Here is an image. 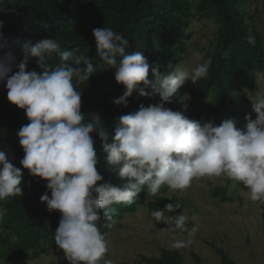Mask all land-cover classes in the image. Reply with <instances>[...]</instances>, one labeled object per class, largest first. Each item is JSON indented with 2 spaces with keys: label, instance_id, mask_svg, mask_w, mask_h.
Masks as SVG:
<instances>
[{
  "label": "clouds",
  "instance_id": "obj_1",
  "mask_svg": "<svg viewBox=\"0 0 264 264\" xmlns=\"http://www.w3.org/2000/svg\"><path fill=\"white\" fill-rule=\"evenodd\" d=\"M93 36L105 71L113 70L116 82L126 89L114 99L115 105L127 107L128 98L138 88L140 96H159L161 100L120 116L111 137L98 113L82 112V91L77 87L89 82L97 71L88 56L62 50L51 38L24 42L18 63L13 50L0 56V84L7 89L8 101L24 110L29 121L17 132L24 152L20 164L30 175L47 181L48 191L40 200L49 212L61 214L54 241L69 264H113L106 258L108 243L98 226L101 213L112 222L116 209L111 206H131L142 187L147 197H154L165 186L184 191L194 179L226 176L242 183L253 202H264V92L250 98L257 116L245 117L246 130L237 127L236 118L225 119L219 126L214 120H191L184 114L186 104L182 105L184 111H173L165 103L177 97L186 82L197 84L206 78L210 63L191 71L169 64L167 71H161L159 66H150L143 52L129 53L130 42L123 34L102 27L93 29ZM247 42L255 46V37L249 35ZM57 57L59 64L53 66ZM33 58L39 72L28 70ZM93 133L100 137L107 164L124 181L122 185L105 181L98 171ZM23 179L22 169L0 150V201L23 195ZM179 209V204L168 203L151 216L161 222L165 211ZM3 215L0 209V218ZM124 217H116L114 223ZM186 221L182 211L163 220L180 230H185Z\"/></svg>",
  "mask_w": 264,
  "mask_h": 264
},
{
  "label": "trees",
  "instance_id": "obj_2",
  "mask_svg": "<svg viewBox=\"0 0 264 264\" xmlns=\"http://www.w3.org/2000/svg\"><path fill=\"white\" fill-rule=\"evenodd\" d=\"M241 1L200 0L196 5L191 0H0V56L13 50L18 63L22 59L20 47L24 42L35 43L45 38L56 40L62 50H73L77 55L88 56L97 66V71L89 82L77 87L78 91H82V112L86 115L98 113L103 129L111 137L120 116L137 111L141 104L148 106L161 100L159 96H140L138 88L128 98L127 107L113 103L126 89L116 82L113 70L105 71L96 55L93 29L107 27L123 34L130 42L129 53L141 51L150 66H159L161 71H167L169 64L180 66L185 61L190 51L188 42L192 39L190 28L198 13L213 4L218 33L216 48L205 54L206 63H210L209 72L206 78L192 84L188 99L182 98L180 91L183 85L177 97L165 103V107L184 111L182 105L186 104L184 114L201 123L214 120L219 126L225 119L236 118L246 124L247 115L250 114L253 119L257 116L252 109V101L244 96L247 89L255 87V80L250 75L247 79L244 77L238 55L240 52L248 53L252 71L264 73V41L256 29L251 30L247 25L245 14L238 9ZM249 35L255 37V46L247 42ZM51 63L57 66L58 57ZM27 67L29 71H40L35 58ZM153 78L150 68L149 79ZM139 87L144 86L141 84ZM146 91L151 92L152 89L147 88ZM28 122L25 111L8 101L7 89L0 84V150L7 152L14 166L24 173L23 195L0 201V209L4 210L0 218V259L5 264L36 260L60 250L55 245L54 232L61 214L58 211L49 212L40 200L41 195L48 191L47 181L30 175L20 164L24 152L17 132ZM92 135L100 160L98 171L105 181L122 185L124 181L107 164V154L100 148V137L95 133ZM220 189L215 188L213 195L226 202L228 198L225 196L224 200ZM48 194L51 195L50 192ZM138 197L131 206L112 205L116 209L112 222L101 213L98 222L100 231L105 234L115 226L120 227L119 224L114 225L115 218L122 219L125 214L134 212L135 204L139 203ZM176 197L171 199L173 206L177 203ZM169 202L170 199L158 198L150 205L158 210ZM180 209L173 213L165 211L164 215H176ZM262 215L264 223V207ZM109 223L114 227H109ZM211 246L222 264H236L223 248L215 244ZM139 257L140 264L184 263L182 253L168 247L161 248L159 257ZM193 257L195 264H203L199 255L193 254Z\"/></svg>",
  "mask_w": 264,
  "mask_h": 264
},
{
  "label": "rangeland",
  "instance_id": "obj_3",
  "mask_svg": "<svg viewBox=\"0 0 264 264\" xmlns=\"http://www.w3.org/2000/svg\"><path fill=\"white\" fill-rule=\"evenodd\" d=\"M191 1L197 5L200 0ZM238 9L245 14L250 29H256L264 41V0H242ZM190 33V51L180 65L189 71L206 63V52L216 48L218 26L213 4L207 5L204 11L198 13ZM238 58L244 77L247 79L250 75L255 80V87L247 89L244 96L247 100L254 99L258 92H264V73L252 71L248 53L240 52ZM192 84L191 81L186 82L180 91L184 100L189 98ZM245 125L244 122H239L237 127L244 130ZM215 188H221L219 192H223V198H228L226 202L213 195ZM174 197L178 199L176 204L181 205L180 211L187 217L185 230L163 222L167 218L165 215L161 222L151 216L156 210L150 205L151 202L163 198L170 199L169 203L173 204L171 199L174 200ZM138 198L141 201L134 207V213L127 214L123 220L118 221L120 227L111 225L114 229L105 233L109 249L106 258L111 259L113 264H140V255L159 257L163 247L180 251L184 256L183 264H195L193 254L199 255L203 264H222L211 244L223 248L236 264H264V202H253L242 183L226 176L204 177L194 179L184 191L162 187L154 197H147L146 188H141ZM177 242L181 243L180 247L176 246ZM0 264L5 263L0 259ZM9 264L69 262L65 259L63 250H59L42 255L36 260Z\"/></svg>",
  "mask_w": 264,
  "mask_h": 264
}]
</instances>
